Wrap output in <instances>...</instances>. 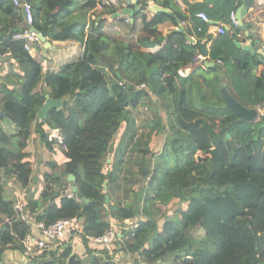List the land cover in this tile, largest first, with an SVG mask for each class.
<instances>
[{"label":"trees","instance_id":"trees-1","mask_svg":"<svg viewBox=\"0 0 264 264\" xmlns=\"http://www.w3.org/2000/svg\"><path fill=\"white\" fill-rule=\"evenodd\" d=\"M27 1L32 25L45 37L83 43V50L61 61L59 69L44 71L42 56L31 55L24 40L14 37L26 27L25 19L12 0H0V55L9 54L21 70L17 87L6 82L14 74L0 85V110L14 125L13 133L0 126L5 145L0 146V262L5 249H25L22 240L32 235L31 221L49 224L76 217L80 229L72 232L84 244L83 252H76L67 238L31 256V264H120L116 256L121 255L132 264H264V114L245 122L252 135L242 142L235 114L214 113L209 103L205 111L190 107L189 77L180 74L201 53V39L212 37L210 23L198 15L201 11L228 26L208 50L203 46L205 58L215 61L210 68L219 72L233 57L239 76L247 78L263 63L258 51L236 43L247 37L231 14L244 0H184L188 9L177 0H137L170 12L143 15L139 32L119 48L116 71L113 64L106 65L109 39L103 19L86 21L87 11L96 9L99 0H83L75 14L76 0ZM120 1L102 4L97 15L115 11ZM256 2L250 0L249 7L256 8ZM166 20L177 28L163 35L157 26ZM187 34L196 42L187 41ZM157 46L155 52L145 50ZM221 76L212 83L214 92ZM253 95L264 102V72L255 80ZM49 99L53 104L41 115ZM128 107L144 112L146 136H159L157 149L143 145V134L135 139V118ZM123 115L128 117L124 146L116 147L117 135L105 125ZM52 128L59 129L63 143L48 138ZM33 131L51 152L44 186L36 195L30 192L34 170L28 151ZM132 140L138 154L128 156ZM9 174L14 185L25 187L22 199L27 203L18 213L16 195L3 188ZM111 220L120 226L116 239L109 246L91 247L88 236L109 229ZM196 226L204 230L206 248L181 251L180 240ZM228 229H234L240 244L230 241Z\"/></svg>","mask_w":264,"mask_h":264},{"label":"crops","instance_id":"crops-1","mask_svg":"<svg viewBox=\"0 0 264 264\" xmlns=\"http://www.w3.org/2000/svg\"><path fill=\"white\" fill-rule=\"evenodd\" d=\"M82 1L83 0H76V8L74 6L73 14L80 12L78 6L80 5V3L82 4ZM256 3H258V6L256 8L248 7V14L243 20L247 23V25V20L253 24V26L249 27V35L251 34L258 39L255 42V50L258 51L264 57V7L260 5V3L264 5V2L261 0H257ZM125 8L134 9V4H131L129 0H121L115 6V11L111 13L104 12L100 15H97L98 13H101L98 10L99 7H97L96 9H89L86 13L87 24H89L90 20L93 18L96 19L97 23L99 21V18L103 19L102 30L104 32V36L109 39V44L105 51V54L107 56L106 65L113 64L115 71L119 67L117 63H114V60L118 59L120 55L119 48H121L125 42H128L139 32L143 21V15L145 13L148 16H151L153 14L149 10L144 9L136 10L132 15H130L129 13L123 12V9ZM182 8L188 9L187 7L185 8V6ZM21 16L24 19V15L21 14ZM126 18H129V20L127 21ZM207 21L210 23L208 32L211 33L212 37L210 39L203 37L200 41L203 46L205 45L206 50L210 48L213 39L219 35V33L216 31V27L219 25V22L217 20L209 18ZM236 22L238 23V20ZM188 24L191 26L192 22L189 21ZM1 25L2 22L0 19V26ZM157 27L163 35L167 34L173 28H177V26H175L170 20H166L164 22L159 23ZM243 32L244 36L247 38H245V40L243 41H239L242 43V45L249 43V41L251 40L250 36H248V34H246L244 30ZM46 39L49 41L48 46H44L42 42H33L30 44V49L28 50L29 53L33 56L35 54L42 56V65L44 71L59 69V64L61 61L65 60L68 57L74 56L76 53H80L83 50V43H78L73 40H51L47 36ZM160 47L161 46L150 47L145 48V50L149 52H155ZM203 55L205 56V54ZM206 60L210 59L204 58L203 62H197L194 60L193 63L188 64L180 70L181 75L189 77V82L186 87V99L192 109L197 111H205L206 104L209 103L215 106L214 113L225 114L226 112L230 111L226 107L224 97L221 93V85L224 82L226 84L227 90L233 95L236 100H238L247 107L257 108L258 116L261 115V112H264V102L257 100L253 95V86L255 80L261 72H264V63L259 64V66L256 68L255 72L252 75L247 78H243L240 77L238 74L237 61L233 57L220 68L219 72L210 68L213 65H206ZM105 70L107 75L109 76V79L111 81L114 80V74L109 68H107V66H105ZM20 72L21 70L17 62L13 58H11L9 54L0 55V85L2 82L5 81L7 76L14 74L10 77V79L8 78L6 82H8V85L11 88L17 87V76L20 75ZM219 73L222 75L221 77L223 78H221V80L219 79V91L214 92L212 90V83L216 78L218 79ZM117 75L118 77H120L118 71ZM151 106L152 105H150L149 108ZM128 108L131 109V107ZM0 126H2V128L7 133L14 132L13 123L3 114H0ZM155 134L156 133L153 132V134L149 135V137L145 135L143 145H147L149 148H152L150 145V141L153 138L152 136H154ZM238 134L240 140L242 142H245L252 135V131L248 124H246L245 122H240L238 126ZM0 146L5 145L0 142ZM28 151L30 159L32 160V166L34 170V181L30 185V192L32 191L33 195H36L44 186L43 173L47 171L45 161L51 157V152H49L44 146H41L39 144L38 138L34 131L31 134V139L28 145ZM42 152L43 156L41 154ZM54 156L56 157V155ZM66 158L67 155H64L61 160H59V164H61ZM6 177L8 179V182L3 186V188L9 194L14 196L16 195L18 199L16 204V213L21 212L24 205L27 203L24 202V200L22 199L23 194L25 192V187H18L17 185H14L12 181L14 176L12 174L7 175ZM113 208L115 209L116 207L113 206ZM31 224V234L33 236H37L38 234L34 222L31 221ZM66 238L72 239L71 243H73V249H75L76 252H83L84 244L81 242L77 234L68 231ZM20 254V250L7 248L3 252V260L17 259L19 258ZM121 257H119L118 259L116 258V260L119 261ZM125 262H130L129 264H131V261L128 260V258H126Z\"/></svg>","mask_w":264,"mask_h":264},{"label":"built area","instance_id":"built-area-1","mask_svg":"<svg viewBox=\"0 0 264 264\" xmlns=\"http://www.w3.org/2000/svg\"><path fill=\"white\" fill-rule=\"evenodd\" d=\"M15 6V11L17 13L23 14L26 27L23 31L16 32L14 34L15 38L23 39L24 46L27 50L30 49V44L35 42H40L38 39L37 33L30 28L32 26L33 14H32V6L31 3L27 0H12ZM264 2V0H261ZM180 6L184 7V0H177ZM104 3L116 4V0H99L98 7H101ZM198 15L203 20H208L207 15L201 11ZM231 19L236 22L235 13L231 14ZM128 21L129 18H126ZM227 30V26L225 24H219L216 27V31L218 33H224ZM205 56L202 53H198L196 55L195 61L201 62ZM220 60H218L219 62ZM144 84H140L143 86ZM261 115L264 112L260 113ZM48 138L51 140H55L57 143H63L62 135L59 132L58 128H52ZM114 220H111L112 226L105 230L101 234H90L88 236V244L91 247H102L109 246L116 239V236L119 234L120 226L113 223ZM127 223V221H125ZM35 228L37 230V236L26 235L22 240L24 245V250L21 251L19 258L17 259H5L0 264H31L30 259L31 256L35 254H40L47 249L55 248L60 241L67 239L68 231L79 230L80 224L79 220L76 217L71 218H60L55 220L52 223L46 224L42 221H38L34 223ZM74 233V232H73Z\"/></svg>","mask_w":264,"mask_h":264},{"label":"water","instance_id":"water-1","mask_svg":"<svg viewBox=\"0 0 264 264\" xmlns=\"http://www.w3.org/2000/svg\"><path fill=\"white\" fill-rule=\"evenodd\" d=\"M129 2L131 4H134V9H130V8H125L123 9L124 13H129L130 15H132L136 10H144L147 9L152 13H156V12H170V10L166 7H163L161 5H158L156 3H153L152 1H150V4H148L147 6H143L140 5L137 0H129ZM249 3L250 0H244L243 3L237 8V10L235 11V18L238 20V25L245 31L246 34L249 35V27L247 25V23L243 20L247 14H248V7H249ZM119 14V12H118ZM26 25V23H25ZM30 28L32 30H34L37 33L38 39L40 40V42L43 43L44 46H48L49 45V41L46 39V37L39 31V29H37L35 26H30ZM179 29H183V25L180 24L179 25ZM187 41L191 42V43H195L196 40L193 36L187 34L186 35ZM257 38H253L249 41V43L242 45L241 42L237 41V45L240 46L242 49L245 50H249L252 53H254L255 50V42L257 41ZM200 48H201V53L205 54V48L203 47V44L200 42L199 43ZM261 60L264 63V58L261 57ZM206 65H214L215 61L212 60H206L205 61ZM222 88H221V93L224 97L225 100V105L226 107L238 117V120L240 122H246V121H254L258 118V110L255 107H247L245 105H243L241 102H239L238 100H236L233 95L227 90L226 88V84L223 82L222 83ZM49 95L46 94V97H48ZM53 104L52 100H47L43 106V109L41 111V115H43L46 110L48 109L49 106H51ZM4 112L0 111V114H3ZM147 164H145V170L143 171L144 174L147 173ZM69 179L73 178V175L69 174ZM72 190L73 191H77V186L75 185V183H72ZM78 197H81V195L78 193ZM106 199L108 200V196H106ZM84 200L86 201L87 199L84 198ZM127 223H131L130 220H126Z\"/></svg>","mask_w":264,"mask_h":264},{"label":"rangeland","instance_id":"rangeland-1","mask_svg":"<svg viewBox=\"0 0 264 264\" xmlns=\"http://www.w3.org/2000/svg\"><path fill=\"white\" fill-rule=\"evenodd\" d=\"M127 111H130V113L135 118V127H134V131L136 132L135 139H137V137L141 134H143L145 136L148 128L145 125L144 112L141 109L139 110V109H132V108L131 109L128 108ZM127 125H128V117L126 115H123V116H121L115 120H112V121H109L108 123H106L105 128L107 130H109L111 133H114L117 135V139L115 142L116 147L119 146L120 144H121V146L122 145L124 146V144L121 142H122V136L124 134V131L126 130ZM152 137L153 138L150 141V143H151L150 145L152 148H155L158 144L159 136L156 133ZM128 138H129V136H128ZM143 142H144V140H143ZM135 143L136 142L134 140H132L130 142V146L127 147V155L128 156H130V155L135 156L138 154L137 148L132 149V146L135 145ZM157 148L158 147H156L155 149H157ZM228 235H229L231 242L235 241V242H239V244L241 243L240 240L238 238H236V234L234 232V229H228ZM206 246H207V244L204 240V230L200 226H196V228H194L190 234H188L187 236L183 237L180 240L181 251H188L189 253L194 252L197 249H204V248H206ZM73 248H74V246H73ZM119 257L116 256L117 259ZM124 260H125V258L122 256L121 259L119 260V263L120 264H129L130 263V262L126 263ZM131 264H132V262H131Z\"/></svg>","mask_w":264,"mask_h":264}]
</instances>
